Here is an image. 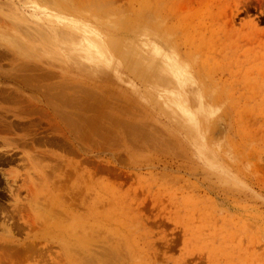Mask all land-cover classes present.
<instances>
[{"label":"rangeland","instance_id":"obj_1","mask_svg":"<svg viewBox=\"0 0 264 264\" xmlns=\"http://www.w3.org/2000/svg\"><path fill=\"white\" fill-rule=\"evenodd\" d=\"M141 1L0 0V264H264V0Z\"/></svg>","mask_w":264,"mask_h":264},{"label":"bare ground","instance_id":"obj_2","mask_svg":"<svg viewBox=\"0 0 264 264\" xmlns=\"http://www.w3.org/2000/svg\"><path fill=\"white\" fill-rule=\"evenodd\" d=\"M114 1V0H113ZM115 1H117V0H115ZM114 1V2H115ZM154 1H156V0H154ZM114 2H112V0H74V4L71 2V0H70V2H69V5H68V9L69 10H71L72 9V11H76V13L78 14V13H83V14H85V13H87V15L84 17V19H87V20H89V23L91 22V23H93L94 25H96V26H98V28L100 29V30H103V32L105 31L106 32V34L107 35H109V36H112V37H116V36H124V37H130V35H131V33H133V31H137V33H139V34H142L144 31H147V29H149V31L151 30V31H153L154 30V32L155 31H157L158 33H161V30H163V29H160V26H158L159 24H160V21H161V19L162 18H159V17H157V15L159 14V12L156 14V12L155 11H157L160 7H161V5H160V7L157 9V7H156V9L157 10H155V7L154 8H152V7H149V6H147V4L149 3H146V4H144L145 2H140V3H138V4H135L134 2H132V0H131V2H132V4L130 3V4H128L127 6H124V4L123 5H121V6H115V3ZM128 2H129V0H128ZM136 2V1H135ZM152 2V1H151ZM64 3V2H63ZM155 3H157V2H155ZM168 4V3H167ZM181 4V3H180ZM153 5H155L154 3H153ZM182 5V4H181ZM136 6H138V9L135 11L134 10V8L136 7ZM164 6V5H163ZM162 6V7H163ZM172 6V5H171ZM149 7V8H148ZM75 8V9H74ZM165 9L167 8V7H164ZM172 8H173V6H172ZM171 8V9H172ZM67 9V8H66ZM67 9V10H68ZM163 9V8H162ZM61 10V9H60ZM68 10V11H69ZM161 10V9H160ZM166 12H167V10H166ZM72 13V12H71ZM165 13V12H164ZM163 14V13H162ZM70 15V14H69ZM80 15V14H79ZM156 15V16H155ZM166 15H168V14H166ZM159 16V15H158ZM161 16V15H160ZM169 16V15H168ZM168 16H166V17H168ZM83 17H81V19H82ZM110 18H114V20L112 21V20H110ZM172 18V17H171ZM163 20V19H162ZM90 23V24H91ZM153 24V25H152ZM155 24V25H154ZM93 26V25H92ZM150 26L152 27V28H150ZM153 29V30H152ZM148 31V32H149ZM150 31V32H151ZM165 32V31H164ZM136 33V34H137ZM167 33V32H166ZM133 34H135V33H133ZM132 34V35H133ZM157 33H155L154 35H153V37H154V39H155V35H156ZM141 36V35H140ZM163 36V35H162ZM147 37V36H146ZM132 38V37H131ZM134 38V37H133ZM132 38V39H133ZM113 39V38H112ZM130 39V38H129ZM132 39H130V40H132ZM137 39V38H136ZM140 39H141V37H140ZM135 40V39H134ZM133 40V41H134ZM143 40V39H142ZM123 41V40H122ZM125 41V40H124ZM124 41H123V43H124ZM155 41H157V40H155ZM154 41V42H155ZM120 41H115V39L114 40H112V41H110L109 43H108V48L109 49H111V51H114L116 54H118L119 56H122L123 58V60H125L126 59V57H125V55L121 52V50H120V48H119V45H120V43H119ZM130 42V41H129ZM160 42V41H159ZM127 43V42H126ZM156 43V42H155ZM163 43V42H162ZM142 44V43H141ZM122 45V44H121ZM130 46V45H129ZM128 47V46H127ZM133 49V48H132ZM135 50V49H134ZM123 51V50H122ZM126 52V51H125ZM119 58V57H118ZM128 59V58H127ZM126 59V60H127ZM137 73V72H136ZM84 112V111H83ZM65 114V113H64ZM56 115V114H55ZM71 115V114H70ZM69 115V116H70ZM86 115H88V114H86ZM86 115H84V114H81V115H75V114H73V117H72V119H73V121H76V122H79L80 124L77 126V124L76 125H74V127L76 128V126H77V131H80V135L78 136L77 134H75V135H77V137H79V139H81L82 138V140H84V141H89V139L91 138V137H94V138H96L97 140H98V147L100 148V141L102 140V124H101V122L99 121V119H96L95 118V116H94V118H95V121L92 119V124H90V122H89V120H91V118H89L88 116H86ZM58 115H56L55 117H57ZM64 116V115H63ZM62 116V117H63ZM72 116V115H71ZM53 117V116H52ZM90 117H92L91 115H90ZM68 118V117H67ZM101 118V117H100ZM68 120H71V119H69L68 118ZM58 121V120H57ZM76 122H74V124L76 123ZM57 125H59L58 123H56ZM66 124L67 123H65V125H64V123H63V126L65 127L66 126ZM54 125V124H53ZM70 125H72V122H70ZM62 125H61V127H63ZM73 126V125H72ZM71 126V127H72ZM63 127V128H64ZM57 128H58V126H57ZM60 128V127H59ZM73 128V127H72ZM71 128V132H72V134H73V130L74 129H72ZM68 129L70 130V128H69V126H68ZM57 130V129H56ZM64 131H65V129H63ZM66 130H67V126H66ZM61 131V130H60ZM70 132V131H69ZM64 133V132H63ZM65 135L67 134L66 133V131H65V133H64ZM71 134V133H70ZM65 135H64V137H65ZM73 136H74V134H73ZM63 137V138H64ZM70 138V137H69ZM67 139V138H66ZM71 139V138H70ZM79 141H81V140H79ZM95 141V140H94ZM73 142H75V141H73ZM72 142V143H73ZM103 142V141H102ZM71 143V144H72ZM77 143V142H76ZM88 143H91V142H88ZM112 143V142H111ZM102 144V143H101ZM73 145V144H72ZM76 145H78V143L76 144ZM90 145V144H89ZM95 145V144H94ZM93 145V147H95ZM81 147L82 148H84V150H85V152L86 153H88V151H89V149H87V147H88V145L87 144H85V143H83L82 145H81ZM80 147V148H81ZM78 148H79V145H78ZM77 148V149H78ZM81 148V149H82ZM90 148V147H89ZM91 148H92V146H91ZM96 149V148H95ZM99 150V149H98ZM92 152V151H91ZM86 153H85V156H86ZM92 153H94V152H92ZM92 153H90V154H92ZM81 154V153H80ZM89 154V153H88ZM81 155H84L83 154V152H82V154ZM100 164V163H99ZM101 170V169H100ZM83 177V176H82ZM78 179V178H77ZM83 179H85V178H83ZM82 179V180H83ZM81 180V179H80ZM84 181V180H83ZM58 196V195H57ZM82 238V237H81ZM0 241H1V239H0ZM3 240H2V244H3ZM79 242H80V240H79ZM81 243H82V239H81ZM80 243V244H81ZM70 244V243H69ZM83 244V243H82ZM0 246H1V244H0ZM7 246H8V244H7ZM5 247V246H4ZM9 247V246H8ZM28 248V247H27Z\"/></svg>","mask_w":264,"mask_h":264}]
</instances>
